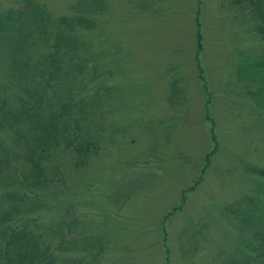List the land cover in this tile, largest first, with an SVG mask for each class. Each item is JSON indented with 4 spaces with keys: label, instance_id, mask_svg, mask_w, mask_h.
Returning a JSON list of instances; mask_svg holds the SVG:
<instances>
[{
    "label": "rangeland",
    "instance_id": "1",
    "mask_svg": "<svg viewBox=\"0 0 264 264\" xmlns=\"http://www.w3.org/2000/svg\"><path fill=\"white\" fill-rule=\"evenodd\" d=\"M35 1L52 20L92 9L95 26L78 38L104 52L97 62L111 72L99 79L115 91L103 95L97 120L81 124L98 146L86 166L63 142L55 155L41 152L43 207L10 224L41 233L56 264H213L245 255L248 234L224 206L255 188L264 194V178L243 169L264 167V97L257 107L247 96L254 85L240 75L245 60L264 57L253 8L230 0ZM11 6L15 0H0V13ZM251 71L245 75L264 79ZM12 137L0 132V151L9 152L2 209L5 192L34 199L13 187L28 163ZM60 225L64 241L54 234Z\"/></svg>",
    "mask_w": 264,
    "mask_h": 264
},
{
    "label": "trees",
    "instance_id": "2",
    "mask_svg": "<svg viewBox=\"0 0 264 264\" xmlns=\"http://www.w3.org/2000/svg\"><path fill=\"white\" fill-rule=\"evenodd\" d=\"M230 2L236 6L243 2L249 4L253 17L260 20L258 30L264 31V0ZM15 4L0 13V132L5 131L8 136L13 134L14 143L22 149L20 154L28 163L21 178L12 182L13 187L31 190L34 199L19 190L5 192L2 197L10 202L7 208L0 207V264H56L51 245L40 240L41 233L18 229L10 221L16 215L34 213L43 207L37 197V190L47 180L41 179V152L55 155L63 142L65 148H73L78 157L76 163L81 168L86 166L85 157L98 146L88 139L90 132L82 131L81 124L89 118L97 120L103 95L106 91L114 93L115 88L104 87L99 79L105 71L111 72L109 68L104 70L105 64L97 62V58L104 57V52L78 38L81 31L92 30L95 26L88 17L92 9H81L72 16L52 20L45 5L35 0H15ZM197 49L199 52L200 44ZM242 66L241 76L247 77L245 74L255 70L264 78V57L245 60ZM245 81L256 85L255 92L247 90V96L261 107L264 79L252 76ZM10 84L14 86L9 88ZM176 89V83H172V93H176ZM8 153L2 146L0 186L4 185L2 179L9 165ZM243 169L264 178V167L244 163ZM262 191L252 189L224 206L227 216L248 234L241 242L247 252L239 257L223 256L213 264H264ZM61 227L54 234L63 238L57 234L63 231ZM187 244L183 243L182 247L188 248ZM69 261L64 263L69 264Z\"/></svg>",
    "mask_w": 264,
    "mask_h": 264
}]
</instances>
